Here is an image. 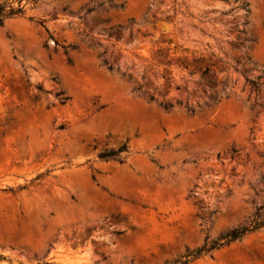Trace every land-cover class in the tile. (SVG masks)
I'll use <instances>...</instances> for the list:
<instances>
[{"label":"rangeland","instance_id":"1","mask_svg":"<svg viewBox=\"0 0 264 264\" xmlns=\"http://www.w3.org/2000/svg\"><path fill=\"white\" fill-rule=\"evenodd\" d=\"M262 220L264 0H40L0 25V264H172ZM187 264H264V227Z\"/></svg>","mask_w":264,"mask_h":264},{"label":"trees","instance_id":"2","mask_svg":"<svg viewBox=\"0 0 264 264\" xmlns=\"http://www.w3.org/2000/svg\"><path fill=\"white\" fill-rule=\"evenodd\" d=\"M40 0H0V25L3 24L5 19L8 18H14L18 16H23L25 13L26 6L28 4H36ZM55 44L58 45L57 42ZM67 47H71L72 49L76 48L73 45L68 46H62L64 49V52L66 53ZM68 62H71L70 59H68ZM109 69H111V66H109ZM202 73H207L210 71V68L208 66L201 67L200 68ZM259 78V77H258ZM257 78L252 79H246L248 84L253 89H258V85H260L257 80ZM39 90L41 88L38 87ZM58 97V101L60 104H65L68 101V96H65L64 93L58 92L56 94ZM154 97L150 96V100H153ZM159 106L162 107L165 111H168L173 107V104L171 102H160ZM188 110H191L188 108ZM63 125H61V128ZM128 151V145L127 142H123L118 148L116 149H104L98 153V157L101 160L104 161H115L118 163H123L124 157L121 156L122 153H126ZM261 227H264V220L262 221H256L248 226H243L239 228H235L231 230L230 232L226 233L223 236L218 237L215 240H212L210 242H206L202 247L197 248L195 250L187 252L185 255L182 256L181 259L176 260L172 264H187L188 262L199 258L202 255L211 253L212 251L219 249L225 245L230 244L231 242L240 239L243 235H245L248 232L257 230ZM0 258H3L0 256Z\"/></svg>","mask_w":264,"mask_h":264}]
</instances>
